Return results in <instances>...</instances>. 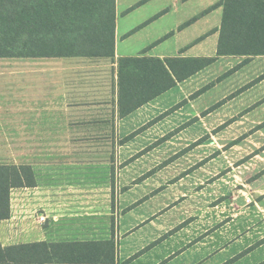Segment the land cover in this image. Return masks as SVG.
Here are the masks:
<instances>
[{
	"label": "rangeland",
	"instance_id": "rangeland-1",
	"mask_svg": "<svg viewBox=\"0 0 264 264\" xmlns=\"http://www.w3.org/2000/svg\"><path fill=\"white\" fill-rule=\"evenodd\" d=\"M206 47L210 66L112 130L65 137L66 152L36 153L38 182L74 198L65 218L74 235L87 224L110 234L162 224L170 235L180 225L189 235L200 234L197 225L264 226V56L221 57Z\"/></svg>",
	"mask_w": 264,
	"mask_h": 264
},
{
	"label": "crops",
	"instance_id": "crops-1",
	"mask_svg": "<svg viewBox=\"0 0 264 264\" xmlns=\"http://www.w3.org/2000/svg\"><path fill=\"white\" fill-rule=\"evenodd\" d=\"M224 1L116 0L114 57L0 58V166H31L37 181L30 194L25 188L11 192V218L0 221L4 248L113 241L115 262L99 264H264V234H260L264 226L197 225L191 228L200 234L189 235L181 234L188 230L180 225L170 235L162 224L116 227L112 234L87 224L79 238L65 219L74 198L61 187L38 182L41 160L36 153L66 152L65 137L104 134L121 121V59H212L207 42L218 55ZM139 13L145 16L128 26L125 19ZM107 107L113 110L107 113ZM42 137H59L62 142L51 146L43 144ZM51 182H55L52 175ZM36 212L46 216L48 224H38L33 218Z\"/></svg>",
	"mask_w": 264,
	"mask_h": 264
},
{
	"label": "trees",
	"instance_id": "trees-1",
	"mask_svg": "<svg viewBox=\"0 0 264 264\" xmlns=\"http://www.w3.org/2000/svg\"><path fill=\"white\" fill-rule=\"evenodd\" d=\"M218 56H264V0H225ZM116 0H0V58L114 57ZM214 62L210 58L121 59L119 114L131 115ZM37 184L31 166H0V221L11 192ZM115 262V243L39 242L4 248L0 264Z\"/></svg>",
	"mask_w": 264,
	"mask_h": 264
},
{
	"label": "built area",
	"instance_id": "built-area-1",
	"mask_svg": "<svg viewBox=\"0 0 264 264\" xmlns=\"http://www.w3.org/2000/svg\"><path fill=\"white\" fill-rule=\"evenodd\" d=\"M29 191H30L29 188L24 189L25 194H30ZM13 201L15 202L16 198L12 199V202ZM22 201H24V200L22 199ZM14 216H15V214H14ZM33 218H35V220L38 224H45L47 221V217L42 216V215L40 216L39 212L33 213Z\"/></svg>",
	"mask_w": 264,
	"mask_h": 264
}]
</instances>
